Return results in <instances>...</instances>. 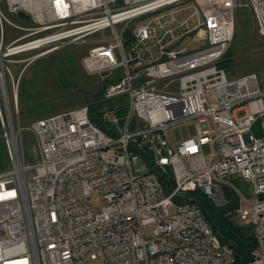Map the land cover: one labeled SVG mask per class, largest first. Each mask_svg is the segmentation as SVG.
<instances>
[{"label":"built area","instance_id":"built-area-1","mask_svg":"<svg viewBox=\"0 0 264 264\" xmlns=\"http://www.w3.org/2000/svg\"><path fill=\"white\" fill-rule=\"evenodd\" d=\"M245 5L264 37V0H0V141L11 166L0 170V264H236L203 208L177 202L196 191L218 208L233 193L258 237L249 264H264V88L256 72L221 67ZM135 20L146 22L132 30ZM192 35L203 47L188 52ZM75 43H92L88 74L113 80L101 98L112 133L94 123L92 103L21 119L26 70ZM191 119L197 135L174 145L169 128ZM24 132L36 139L33 162ZM95 195L99 211L87 203Z\"/></svg>","mask_w":264,"mask_h":264},{"label":"rangeland","instance_id":"rangeland-1","mask_svg":"<svg viewBox=\"0 0 264 264\" xmlns=\"http://www.w3.org/2000/svg\"><path fill=\"white\" fill-rule=\"evenodd\" d=\"M192 13L193 9H189L181 13L180 16L178 14L176 16L185 20ZM238 21L235 38L224 57V60L227 61L225 69L230 77H240L256 72L259 75L261 86L264 88V37L257 33L254 14L247 5L241 6L239 9ZM144 22L146 20L132 21L130 29L134 30L135 26ZM196 23L197 17H191L190 25L194 27ZM91 44H69L64 49L52 52L49 56H45L29 66L24 74L20 89L21 119L24 122L28 123L41 116L72 108L79 105L80 102L86 101V95L92 96L101 90L103 84L107 82L102 81L98 75L88 74L82 67L83 58L88 53ZM184 46L188 52H191L203 47V42L195 39L192 35L187 38ZM12 68L17 76L21 68L15 65H12ZM168 133L170 141L174 145L183 139L195 137L197 135V120L179 122L170 127ZM24 140L29 160L31 162L37 160L38 149L34 135L24 132ZM205 153L206 155L211 153L210 146L205 147ZM0 164L4 166L3 170L11 168L7 156L1 149ZM250 188L252 189V186ZM76 190L79 197L84 196L81 185ZM250 201L253 202V199ZM87 203L99 211L103 201L98 195H95ZM243 208L250 214L253 212L252 204L246 202ZM250 216L248 220L237 216L236 222L244 227L252 225ZM146 233L151 236L153 226H148Z\"/></svg>","mask_w":264,"mask_h":264},{"label":"trees","instance_id":"trees-1","mask_svg":"<svg viewBox=\"0 0 264 264\" xmlns=\"http://www.w3.org/2000/svg\"><path fill=\"white\" fill-rule=\"evenodd\" d=\"M131 33V31L127 32V45L131 42ZM226 65L227 61L225 59L222 61L221 67L225 68ZM106 82L107 83L103 84V87L100 91L95 92L94 95L92 94V96L86 95V101L82 103L80 102V104L78 102L79 105H75L74 107L92 103L90 110L92 120L106 132L112 133L110 126L102 116L105 102H101V98L104 96V91L108 85L113 82V80H107ZM106 103L111 104L112 102ZM0 149L5 153L8 161L6 146L2 140L0 141ZM0 168L3 170L4 166L0 164ZM166 177V175H161L162 180L167 183L168 179ZM229 195L232 198V202L225 208L216 207L213 202L201 191L189 192L187 197L177 198V202H197L203 208L206 219L212 226L215 234L224 244L233 248L237 260L236 264H249L252 259V251L258 246V237L257 235H249L247 233V226H241L236 222L237 215L235 213V208L238 207V201L236 200V197L233 195V193L230 192Z\"/></svg>","mask_w":264,"mask_h":264},{"label":"water","instance_id":"water-1","mask_svg":"<svg viewBox=\"0 0 264 264\" xmlns=\"http://www.w3.org/2000/svg\"><path fill=\"white\" fill-rule=\"evenodd\" d=\"M21 15H22V16H26L25 13H22ZM26 17H27V16H26ZM239 185H240V187H241V188H242L247 194H249V193H248V188H247V183L242 182V183H240ZM226 191H228V188H226ZM247 233H248L249 235H252V236L255 235V231H254V227H253V225H249V226H247Z\"/></svg>","mask_w":264,"mask_h":264}]
</instances>
